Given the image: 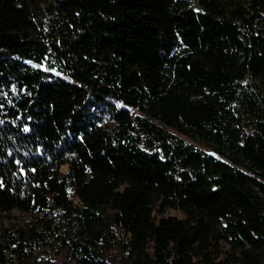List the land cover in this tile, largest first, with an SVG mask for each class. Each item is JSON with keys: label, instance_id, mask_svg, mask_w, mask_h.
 <instances>
[{"label": "trees", "instance_id": "1", "mask_svg": "<svg viewBox=\"0 0 264 264\" xmlns=\"http://www.w3.org/2000/svg\"><path fill=\"white\" fill-rule=\"evenodd\" d=\"M13 211L0 264H264V0H0Z\"/></svg>", "mask_w": 264, "mask_h": 264}, {"label": "rangeland", "instance_id": "2", "mask_svg": "<svg viewBox=\"0 0 264 264\" xmlns=\"http://www.w3.org/2000/svg\"><path fill=\"white\" fill-rule=\"evenodd\" d=\"M135 114L136 113L134 112L133 115H135ZM106 125L109 126V127L112 126L110 121H107V120H106ZM189 140L190 139L186 138V141H189ZM189 142H191V141H189ZM66 172H67V167L66 166L61 167V173L65 174ZM73 202L76 203V199H73ZM164 216H175V217H178V218L182 217L178 212L173 211V210L165 211ZM26 219H28V218L25 217V215H22L18 211H13V212H11L10 215L5 216V218H3L2 220L0 218V225L8 226L10 223H21L22 221H25Z\"/></svg>", "mask_w": 264, "mask_h": 264}]
</instances>
